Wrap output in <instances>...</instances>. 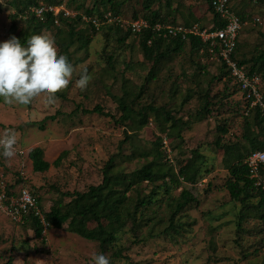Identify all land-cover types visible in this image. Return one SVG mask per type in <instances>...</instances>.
I'll return each mask as SVG.
<instances>
[{"label": "rangeland", "instance_id": "1", "mask_svg": "<svg viewBox=\"0 0 264 264\" xmlns=\"http://www.w3.org/2000/svg\"><path fill=\"white\" fill-rule=\"evenodd\" d=\"M65 1L69 3L70 0ZM94 1L86 2L85 9L91 8ZM117 1L125 3L124 20L132 21L135 14L143 15L142 0ZM168 1L172 5L170 9L166 7ZM232 7L237 14L245 16L239 56L249 59L264 50V2L232 0ZM67 10L77 15L76 5ZM161 11L163 15L169 12L178 25L194 22L189 16L191 12L195 18H200L201 28L213 24L208 0H162ZM13 13L6 0H0V43L8 40L9 16ZM107 25L112 23L104 25L96 36L93 34L95 37L87 49L78 51L79 44L71 49L72 64L79 70L86 68L91 76L86 91L75 86L78 72L63 91L66 98L58 97L55 105H48L44 96L29 105L12 106L0 98V135L5 129H14L18 133L16 150L23 152L11 159L0 155L2 173L7 185L18 187L16 190L23 186L38 193L46 212L59 202L71 201L61 193L86 192L91 186L101 185L103 169L113 157L118 170L131 173L141 168L153 157L146 159L140 154L154 149L155 141L162 135L161 125L153 118L141 130L132 127L130 122L123 125L108 117L82 112L101 106L106 113L120 119L122 112L118 109L117 98L124 96L126 91L138 95L153 66L144 61L139 36L132 35L127 44L121 46L118 36L111 33ZM18 28H23L20 22ZM77 28L91 35L88 25L81 24ZM59 29L49 32L55 35ZM108 55L114 58L112 66L108 64ZM218 60L214 56L192 54L187 48L157 67L156 79L147 84L145 92L137 99L141 107L147 104L164 106L176 118L188 123L189 127L181 132L184 142L167 139L172 151L168 149V156L178 167L191 156L192 150L199 149L206 157L207 171L196 187H189L199 203L179 219V225L185 224L179 234L160 233L168 225L170 214L165 197L154 208L157 215L155 235L135 244L140 238H135L129 230L123 233L121 243L127 258L113 261V264H264V219L259 212L248 211L240 224L242 207L232 200L227 189L230 174L223 162L224 152L215 145L219 138L226 144H244L246 120L237 103L241 93L234 81L226 77L221 81L212 80L221 75ZM226 89L227 93H234L228 100L223 98ZM208 93L214 106L210 115L201 118L202 96ZM78 107L81 110L72 115ZM56 115L57 119L47 122L44 131L35 125ZM224 123L228 129L226 135L218 131ZM126 132L132 135L134 146L128 142L119 153ZM37 147L44 150L50 164L65 153L61 165L52 166L46 173L34 172L29 152ZM246 147L249 149L247 144ZM150 189V185L143 184L139 188L140 197L149 194ZM179 193L180 190L173 191L171 195L177 197ZM163 196L166 195H161L160 200ZM253 202L258 204V199ZM94 226V223L90 225ZM140 233L147 235L148 230L144 228ZM93 253H101L98 243L69 233L67 226L62 230L49 229L42 238H37L34 229L12 222L0 210V264H16L17 261L23 264H89Z\"/></svg>", "mask_w": 264, "mask_h": 264}, {"label": "trees", "instance_id": "2", "mask_svg": "<svg viewBox=\"0 0 264 264\" xmlns=\"http://www.w3.org/2000/svg\"><path fill=\"white\" fill-rule=\"evenodd\" d=\"M88 1L91 0H70L69 3L65 0H6L7 5L14 12L9 16L11 26L8 40L10 37L16 36L22 44H26V39L30 35L40 34L45 29L51 31L52 29L62 27L54 35L56 46L59 54L66 55L69 62L72 63L73 53L71 49L76 44H79L77 47L78 51L87 49L93 42L94 37L103 29L98 30L96 27L88 25L91 35L89 33L84 34L81 29L77 28L78 25L84 24L82 16L97 17L104 21V16L111 13L113 17L123 18L122 8L125 5L124 1L95 0L91 8L85 9V4ZM257 1L260 3L264 2V0ZM62 5H65L67 9L72 5H76L78 12H76L77 15L74 18L60 16L59 26L55 24V19L51 14H46L41 19L32 13V9L40 6L55 7ZM141 5L143 15L135 14L133 20H146L152 25L156 23L171 26L178 25L176 19L169 12L166 15L162 14V0H142ZM171 6V2L168 1L166 7L170 9ZM208 9L212 14L213 24L216 28H224L223 22L213 12L211 0H208ZM189 16L195 20V25H199V17L195 18L192 12L189 13ZM238 16L241 18L242 23L245 24V16L240 13ZM19 22L23 25L21 29L18 28ZM194 22L186 21L184 26L192 27ZM107 26L111 30V33L118 36L117 40L121 46L126 45L132 35L139 36V45L144 61L151 62L153 66L146 80V85L142 87L138 95L126 91L124 96L117 98L118 109L122 112L120 119L117 120L115 116L106 113L101 106H96L92 110H82V112L89 115L97 114L108 117L115 120L116 123H122L123 125L130 122L132 127L135 126L141 130L153 118L155 122L161 125L160 134L162 133V135L155 141L154 149L140 154V156L146 159L153 157L151 161H147L145 165L131 173H126L116 169L118 168L117 160L115 157L111 158L103 169V182L101 185L91 186L86 192L61 193L63 198H69L71 201L67 204L59 202L52 206L50 211L46 213V218L50 225L49 229L62 230L67 226L69 233L98 243L101 253L110 254L109 259L111 264H113V261L127 258L124 255L125 250L121 243L123 233L129 230L135 238H140L135 244L143 243L148 238L147 236L152 238L155 235L157 215L154 213V208L158 203H162L165 197H167L169 202L170 214L168 225L163 230H160V233L166 236H172L173 233L179 234L185 225L184 223L179 225V219H183L186 211L199 203L189 187H196L203 180L204 174L207 171L206 157L199 149L192 150L191 156L178 167L175 164L176 162L168 156L167 151L168 149L171 151V148L167 139H178L184 142L181 132L183 129L189 127L188 123L183 119L176 118L164 106L156 107L152 104H147V106L141 107L137 105V99L145 92L147 84L156 79L157 67L163 61L171 60L175 55L183 53L187 48L190 49L192 54L201 55V57H209L213 56V54L218 55L219 51L215 49V53H212L210 44H205L200 37L193 35L188 36L187 40H182L180 37L164 39L158 37L151 29L143 31L142 34H134L129 30L124 31L114 24ZM149 41H152L151 45H149ZM239 55L240 39L233 57L234 60L241 67H245L249 76H259L264 84V50L249 59L245 57L241 58ZM107 61L112 66L114 58L108 55ZM225 77L234 81L230 71L224 65L221 66L220 77H213L212 80L221 81ZM227 92V89L223 91V98L225 100H228L234 94ZM238 92L241 93L240 89ZM57 96L63 99L66 98L63 91L58 93ZM202 100L201 118L210 115L212 112L211 108L214 106L213 102L209 99V93L203 95ZM237 103L243 111V116H245L248 104L242 94ZM222 105H224L223 101H221ZM80 110L81 107H78L72 115ZM245 117L244 144H226L223 143L221 138L215 142V145L224 152L223 162L230 174L227 189L232 200L239 202L242 207L239 216L240 224L245 220L247 216L246 212L248 211L259 212L260 218L264 219V196L250 178L249 169L245 164L252 153L264 150V117L258 109L250 111L249 115ZM56 119L57 115L50 116L42 122L35 123V125L44 131L46 123L49 121L54 122ZM218 131L223 135L228 134L226 124L224 123L218 127ZM132 140V135L126 132L125 142H121L119 153L122 152L123 145L128 142L132 143ZM246 144L249 146V149L246 147ZM64 155L65 153L53 164H50L45 159L44 150L37 147L30 150L29 159L32 162L34 172L46 173L52 166L59 167ZM145 183L151 186L150 192L140 197L139 188ZM8 188L14 191L18 187L15 188V186L8 185ZM179 190L180 193L177 197L171 195L173 191ZM31 192L38 198L41 204V197H39L38 193H35L33 190ZM163 194L166 196H163L160 200V196ZM136 195L137 197H135ZM257 199L258 204L255 205L253 200ZM92 223L95 224L94 227H90ZM24 225L34 229L37 238L43 237L44 228L37 219L30 218L25 221ZM144 228L148 230L147 235L140 233Z\"/></svg>", "mask_w": 264, "mask_h": 264}, {"label": "built area", "instance_id": "3", "mask_svg": "<svg viewBox=\"0 0 264 264\" xmlns=\"http://www.w3.org/2000/svg\"><path fill=\"white\" fill-rule=\"evenodd\" d=\"M211 7L215 15L223 22L224 28L217 29L214 24L203 30L199 25L192 27L162 25L160 23L152 25L146 20L127 21L121 17H113L111 13L104 16V21L97 17L88 16H82V21L98 30L111 23L134 34H142L143 31L151 29L158 37L164 39L180 37L182 40H187L190 35L200 37L205 44H210L212 53H215V49L219 51L218 55L213 54V56L218 57L221 66L227 67L235 84L238 85L248 104L245 116H248L250 111L258 109L264 117V93L261 78L257 75L249 76L245 67H241L233 58L245 24L233 10L231 0H211ZM32 13L41 19L44 18V15L51 14L56 25H59L60 16L64 18L76 16V14L70 13L64 5L40 6L32 9ZM151 44L152 41H149V45ZM16 153L23 154L22 151L17 150ZM245 164L249 169L250 178L264 196V150L252 153ZM19 188L14 191L8 188L7 179L4 177L0 166V210L17 224H23L30 218L37 219L44 228L43 233H46L50 227L46 218L47 212L42 209L38 198L31 192L30 188L23 186Z\"/></svg>", "mask_w": 264, "mask_h": 264}, {"label": "clouds", "instance_id": "4", "mask_svg": "<svg viewBox=\"0 0 264 264\" xmlns=\"http://www.w3.org/2000/svg\"><path fill=\"white\" fill-rule=\"evenodd\" d=\"M78 72L75 86L86 91L91 81L88 70H79L66 55L59 54L55 36L46 29L30 35L26 44L16 36L0 43V98L7 105H29L41 96L46 98L48 105H55L57 94L69 87ZM17 137L14 129H5L0 135V155L11 159L17 154ZM89 264L111 262L106 254L93 253Z\"/></svg>", "mask_w": 264, "mask_h": 264}, {"label": "crops", "instance_id": "5", "mask_svg": "<svg viewBox=\"0 0 264 264\" xmlns=\"http://www.w3.org/2000/svg\"><path fill=\"white\" fill-rule=\"evenodd\" d=\"M194 26V25H193Z\"/></svg>", "mask_w": 264, "mask_h": 264}]
</instances>
